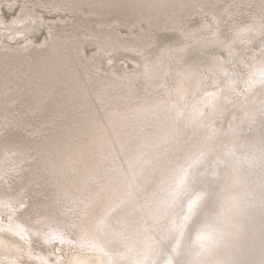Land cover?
Instances as JSON below:
<instances>
[{"label": "rangeland", "instance_id": "obj_1", "mask_svg": "<svg viewBox=\"0 0 264 264\" xmlns=\"http://www.w3.org/2000/svg\"><path fill=\"white\" fill-rule=\"evenodd\" d=\"M263 60L264 0H0V264L146 263Z\"/></svg>", "mask_w": 264, "mask_h": 264}, {"label": "bare ground", "instance_id": "obj_2", "mask_svg": "<svg viewBox=\"0 0 264 264\" xmlns=\"http://www.w3.org/2000/svg\"><path fill=\"white\" fill-rule=\"evenodd\" d=\"M247 82L252 94L236 107V124L191 157L169 188L156 218L165 222L160 243L143 264H264V60ZM220 147L226 153L211 158ZM5 245L0 239L2 256Z\"/></svg>", "mask_w": 264, "mask_h": 264}, {"label": "snow or ice", "instance_id": "obj_3", "mask_svg": "<svg viewBox=\"0 0 264 264\" xmlns=\"http://www.w3.org/2000/svg\"><path fill=\"white\" fill-rule=\"evenodd\" d=\"M195 205H196V201L194 200V201H193V204L190 206V208H191V207H194Z\"/></svg>", "mask_w": 264, "mask_h": 264}, {"label": "water", "instance_id": "obj_4", "mask_svg": "<svg viewBox=\"0 0 264 264\" xmlns=\"http://www.w3.org/2000/svg\"><path fill=\"white\" fill-rule=\"evenodd\" d=\"M12 39V38H11Z\"/></svg>", "mask_w": 264, "mask_h": 264}]
</instances>
